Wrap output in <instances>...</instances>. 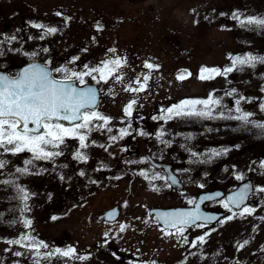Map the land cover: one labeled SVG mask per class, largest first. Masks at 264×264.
<instances>
[{"label": "flooded vegetation", "instance_id": "obj_1", "mask_svg": "<svg viewBox=\"0 0 264 264\" xmlns=\"http://www.w3.org/2000/svg\"><path fill=\"white\" fill-rule=\"evenodd\" d=\"M244 8L240 7L236 22L243 17ZM244 54L231 57L216 77L199 89H184L185 85L172 82V71L165 74L171 83L156 87L155 100L152 91L149 107L145 104L148 89L141 90L145 95L139 117H133L129 109L115 117L117 109L111 102L100 109L98 80L82 81L77 72L58 78L94 83L99 91L97 107L83 110L78 124L62 126L46 120L44 130L35 134L20 132L13 118H0L1 150L2 142L9 140L14 154L21 142L33 157L41 154L48 160L60 150L58 155L70 161L66 165H71V173L67 169L64 174V179L70 180L52 181V175L46 174L41 186L49 206L59 203L52 211L59 212L68 204L62 218L79 225L77 230L65 229L57 242L64 251L60 255L64 264H199L177 259L178 248L172 260L148 255L145 242L149 225L167 233L201 230L236 234L234 252L238 259L233 264H257L252 242L264 233V51ZM227 65L232 66L227 69ZM6 70L9 75L16 73H11L14 69L10 67ZM134 121L137 124H132ZM83 123L92 129L101 123L100 131L84 135L77 131ZM57 141L61 145L53 146ZM63 144L72 147L67 149ZM88 155L92 157L91 168L82 167ZM48 167L52 169L47 162ZM78 167L83 171L77 174ZM163 187L170 194L166 197L169 203L147 211L125 210L130 203L145 204L148 195L163 199ZM206 194L209 196L200 202L199 197ZM153 208L184 209L189 218L198 220L191 226L163 230L149 213ZM229 246L221 248L222 258L230 255ZM245 248L250 254L243 259Z\"/></svg>", "mask_w": 264, "mask_h": 264}, {"label": "rangeland", "instance_id": "obj_2", "mask_svg": "<svg viewBox=\"0 0 264 264\" xmlns=\"http://www.w3.org/2000/svg\"><path fill=\"white\" fill-rule=\"evenodd\" d=\"M242 6L243 17L236 22ZM254 51H264V0H0V68L12 66L11 73H15L22 64L39 60L56 77L80 72L82 81L98 80L100 109L113 103L115 117L127 109L139 117L145 95L141 90L148 89L145 104L149 107L152 91L155 100L156 87L171 83L170 77L165 80L171 71L172 82L191 91L213 80L237 53ZM100 125L92 129L83 123L77 131L90 135L100 131ZM9 143L3 141L0 147V264H64L60 256L64 251L57 242L65 229L77 230L79 225L62 218L68 204L59 212L52 211L59 203L49 206L41 186L46 174L52 175V181L70 180L64 174L67 169L71 173V165L58 155L60 150L45 160L41 154L31 156L21 142L14 154ZM60 145L61 141L53 144ZM91 159L88 155L82 167L91 168ZM47 162L52 169H46ZM82 167L75 172H82ZM163 192V199L148 195L145 204L130 203L125 210L147 211L167 204L170 194L165 187ZM146 232L148 255H161L163 260L175 259L177 248V259L199 264L208 260L233 264L238 259L236 234L167 233L152 225ZM252 244L257 249V264H264V233ZM226 245H232L230 255L222 258L221 248ZM249 254L247 248L241 251L243 259Z\"/></svg>", "mask_w": 264, "mask_h": 264}, {"label": "water", "instance_id": "obj_3", "mask_svg": "<svg viewBox=\"0 0 264 264\" xmlns=\"http://www.w3.org/2000/svg\"><path fill=\"white\" fill-rule=\"evenodd\" d=\"M98 103L94 85H78L73 80H59L51 76V69L39 61L23 64L15 77L0 69V117L19 121V130L38 133L45 118L70 126L81 120V111L93 110ZM168 180L173 184V178ZM209 194L199 197L202 202ZM192 211V210H191ZM166 230L191 226L198 219L189 218L187 210L153 208L149 210ZM186 220H190L187 222Z\"/></svg>", "mask_w": 264, "mask_h": 264}]
</instances>
